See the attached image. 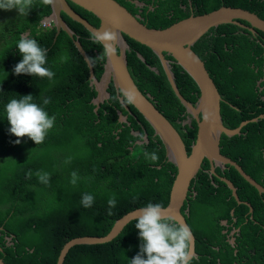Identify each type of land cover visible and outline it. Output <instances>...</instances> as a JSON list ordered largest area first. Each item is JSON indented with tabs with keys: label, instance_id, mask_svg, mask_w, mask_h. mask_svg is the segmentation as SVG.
<instances>
[{
	"label": "trees",
	"instance_id": "trees-1",
	"mask_svg": "<svg viewBox=\"0 0 264 264\" xmlns=\"http://www.w3.org/2000/svg\"><path fill=\"white\" fill-rule=\"evenodd\" d=\"M118 1L133 15L138 14L139 7L126 0ZM138 1L152 4V10L144 6L140 13V21L152 29H164L222 6L242 8L264 19V0H195L193 7L190 0ZM72 9L93 26H99L94 15L75 5ZM51 13V3L41 7L38 0L25 15H19L15 9L0 10V112L9 98L31 94L37 103L49 98L46 110L56 117L53 129L39 145L27 137H21L20 144H13L16 138L8 134L6 119L0 118V259L6 264H56L62 246L70 238L108 235L117 220L149 201L167 207L178 174L177 166L167 158L163 141L154 136L153 128L134 107L128 105L131 113L126 112L112 86L110 100L95 112L93 100L98 93L91 85L87 62L74 40L61 32L54 42L57 30L41 26L42 19ZM63 17L100 81L105 63L100 45L91 41L92 34L85 27L66 15ZM21 33H29L46 49L48 66L55 73L52 82L12 74L13 66L21 58L15 50ZM258 33L255 36L234 24L221 25L211 29L193 47L219 91L222 120L229 128L264 115V83L259 87L264 78V32ZM125 39L130 46L127 61L134 85L179 130L190 153L197 136V122L187 123V110L171 87L159 57L129 37ZM61 53L68 56L63 63L58 60ZM167 57L175 61L173 56ZM173 72L184 99L196 106L200 92L195 81L177 63L173 64ZM119 111L131 126L119 123ZM133 128L141 131L142 136L134 137ZM144 134L148 135V143L135 145ZM220 150L264 186V118L242 127L240 134H222ZM145 151H155L158 160H145ZM68 157L71 160L66 164ZM37 170L50 174L47 185L38 182ZM73 170L81 178L76 186L68 182ZM218 176L230 180L239 198L252 206L253 220L248 208L237 204ZM84 191L95 194L92 207L87 209L79 202ZM110 193L115 195L116 204L109 211L106 200ZM182 213L196 239L198 258L190 264H241L238 258L246 246L254 254L264 252L263 231L259 230L264 221V197L233 167L217 168L214 175L205 160L191 183ZM224 220L232 225L228 232L239 228V236L235 235L238 247H231L226 241L221 225ZM134 222L105 244L71 248L62 264H125V258L136 255L142 243ZM244 256H248L247 251Z\"/></svg>",
	"mask_w": 264,
	"mask_h": 264
},
{
	"label": "water",
	"instance_id": "water-1",
	"mask_svg": "<svg viewBox=\"0 0 264 264\" xmlns=\"http://www.w3.org/2000/svg\"><path fill=\"white\" fill-rule=\"evenodd\" d=\"M69 1L97 17L100 21L99 27H94L86 19L77 14L70 7ZM131 2L137 6L140 4L137 1ZM51 6L57 36L61 31L69 35L74 40L76 48L88 64L90 80L98 93L97 98L93 101L94 105L98 108L104 100L109 99L110 94L107 93V89L110 84L113 85L118 93L122 91L132 92L134 94V103H130V105L134 106L153 128L155 136H158L166 146L168 160L177 166L178 175L172 189L170 204L166 208H162L163 218L172 217L177 223L188 226L182 213V208L188 198L191 183L197 177L204 160L209 162L212 174H215L217 167L222 170L226 166L233 167L246 183L254 187L259 194H264V187L252 177L248 176L237 162L224 156L220 150L222 134L229 137L240 134L242 127L250 122H257L259 118L263 119L264 115L253 120L245 121L235 128H229L224 125L221 115L222 98L207 72L204 62L193 50V46L209 30L221 25L234 24L253 33H256L257 30L264 32L263 18L254 12L242 8L222 6L217 10L203 15H192L164 29H152L142 24L137 16L131 14L116 0H52ZM62 13L71 20L81 24L91 34L98 31L102 32L104 29H109L115 33V51L110 56H106L105 72L100 82L95 80L90 61L78 38H75L74 32H72L63 20ZM241 21L248 23L250 26L243 25L240 23ZM125 35L149 48L160 58L176 96L187 112L195 118L197 122V136L191 145L190 153H188L186 143L179 130L154 106L149 100V97L143 96L134 86L128 71L126 53L129 45L124 38ZM166 54L173 56L179 66L195 81L200 92L196 106H193L182 96L176 83L175 74L171 69V64L165 56ZM262 83H264V78L259 85ZM119 116L121 121H125L122 113L119 112ZM219 178L232 191V196L236 202L239 205H245L249 213H253L252 207L239 199L234 184L226 178ZM139 209L133 210L117 220L108 235H84L72 237L67 240L59 252L56 264H62L67 252L77 245L105 244V242H109L115 237H118L124 228L136 219L139 215ZM233 213L234 211H232ZM0 230H3V228L0 227ZM191 233L190 260L198 258L195 253L196 239L192 230ZM0 264L6 263L0 259Z\"/></svg>",
	"mask_w": 264,
	"mask_h": 264
},
{
	"label": "clouds",
	"instance_id": "clouds-1",
	"mask_svg": "<svg viewBox=\"0 0 264 264\" xmlns=\"http://www.w3.org/2000/svg\"><path fill=\"white\" fill-rule=\"evenodd\" d=\"M33 2H34V0H0V10L15 9L19 15H25L27 13V11L32 7ZM50 3H52V0H38V4L41 7L47 6ZM135 6L138 7L137 5H135ZM183 7L187 11V5H184ZM51 9H52V6H51ZM152 9H153V7L151 4L149 10H152ZM134 16H136V15H134ZM196 16H198V15H196ZM138 20L140 21L139 17H138ZM99 24H100V21H99ZM50 25H52L53 28L56 29L54 16L52 15V13H51V15L43 18L41 21V26L43 29H48ZM258 32H259V30H257L256 33H258ZM74 35H75V33H74ZM58 36H57V32H56V37L54 39V42H56V39ZM125 36H124V38H125ZM75 38H77V37H75ZM90 39L94 44L100 45V48L102 50L101 55L105 56V63H106V56H110L115 51V49H114V41L116 39L115 33L110 31L109 29H104L102 32L98 31V32L92 33ZM129 49H130V46H129ZM15 50L20 55L21 58L13 66V68L11 70L13 75L27 74L31 77H36L38 79L46 78L49 82L53 81L55 73L52 70V68L48 66L46 49L39 44L37 39L29 37V33H27L26 35L21 33L19 38L15 41ZM167 55L168 56H171V55L166 54L165 56H166L167 60L170 62L171 69L173 71V64L177 63V62H176V60L173 61V60L168 59ZM87 57H88V55H87ZM139 58L143 61V58L141 56H139ZM67 59H68V56L66 53H61L58 56V60L60 63L67 61ZM105 63H104V72H105ZM161 64H163V63H161ZM87 66H88V64H87ZM93 74H94V72H93ZM103 75H104V73H103ZM103 75H102V78H103ZM102 78H101V80H102ZM95 80H96V78H95ZM100 81H98V82H100ZM91 85L94 87V85L92 84V81H91ZM111 86L113 87V85L110 84L109 88L107 89V93L110 94V97H111V93L109 90H110ZM94 89H95V87H94ZM117 95H119V98L121 99L120 102L124 105V108L125 109L127 108L126 112L131 113L128 105L132 106V105H130V103H134V94L130 91H122L121 93L117 92ZM110 97H109V99L107 98L106 100H104V102L101 103L100 106L102 104L108 102L110 100ZM96 98H97V96H96ZM48 104H49V98L45 97L42 100V103H37L31 94H25V95H19V96L15 95L12 98H9L3 104L2 112H0V118L6 119L8 125H9V127L7 128L8 134H10L16 138L12 141L13 144H16V145L20 144V142H21L20 138L21 137H27L36 145L42 144L44 142L46 136L53 129L54 121L56 118L55 114H50L46 110L45 106H47ZM100 106L95 110V112L98 111ZM132 107H134V106H132ZM119 112L122 113L121 111H119ZM119 112H118V116H119ZM122 115H123V113H122ZM123 117H125V119L128 121V118L126 116L123 115ZM119 123H122V121L120 120V116H119ZM137 131H139V130H137ZM132 135L134 137H138V136H142V133L138 136H135L133 134V131H132ZM154 136H155V133H154ZM156 137H158V136H156ZM142 140H144V143L145 142L148 143V135L144 134L143 139H141L140 142L135 143V145L143 146L144 143ZM143 157L145 160H150L153 162L158 160V155L155 151H152L150 153L145 151L143 153ZM70 160H71V157L66 158L65 163L66 164L69 163ZM219 169H221V168H219ZM214 175H216V170H215ZM35 176H36L38 182H40L44 185H47L49 183L50 174L47 171L37 170L35 172ZM69 177H70V179L68 182H69V184H71L73 186H76L78 181L81 179L75 170H73L69 173ZM188 195H189V193H188ZM237 195H238V193H237ZM94 199H95V194L93 192L84 191L81 193L79 202L83 208L87 209V208L92 207V205L94 203ZM106 203L109 206V211H110L111 208L114 207L116 204L115 195L111 194V193L108 194ZM240 205H243V204H240ZM250 207H252V206H250ZM162 208H164V207H162L161 203H159V202L154 203V202L149 201L139 209V215L133 221H135L134 227L138 230V237L142 243L140 244V246H139L140 250L136 255H134L131 259L125 258V264H190V261H191L190 260L191 259L190 248H191V241H192V233H191V230L189 228L190 226L188 225L189 226L188 227L186 224L177 223L172 217L163 218L162 217ZM248 213H249V211H248ZM253 213H254V210H253ZM253 213H249L250 217H252V218H250V217L249 218L252 220H253V216H252ZM236 221L237 220L234 219V222H236ZM228 224H229L228 220L221 221V225L224 227V230L222 231V233L225 235L229 231V229L231 228V227L228 228ZM234 237H236V236H234ZM263 241H264V239H263ZM228 244H229V242H228ZM69 252L70 251H68L67 253H69ZM195 253H196V241H195ZM66 255H68V254H66ZM65 257H67V256H65Z\"/></svg>",
	"mask_w": 264,
	"mask_h": 264
},
{
	"label": "flooded vegetation",
	"instance_id": "flooded-vegetation-1",
	"mask_svg": "<svg viewBox=\"0 0 264 264\" xmlns=\"http://www.w3.org/2000/svg\"><path fill=\"white\" fill-rule=\"evenodd\" d=\"M117 2H119L118 0H116ZM128 1V0H127ZM131 1H138V0H131ZM131 1H128V2H130V4H132V2ZM154 1V0H153ZM194 1L195 0H190V5H191V7H193V4H194ZM140 4L138 5V7H139V12H138V14L136 15L137 17H139L140 19H142L141 18V16H140V13L142 12V9H143V7L144 6H147L148 7V10H149V8H150V5L151 4H149V5H147V4H144V3H142V2H140V1H138ZM69 3V5H70V3L71 4H74V3H72V2H68ZM120 3V2H119ZM121 4V3H120ZM75 6H76V4H74ZM74 5H72V7H74ZM122 5V4H121ZM133 5V4H132ZM123 6V5H122ZM70 7H71V5H70ZM71 7V8H72ZM76 7H78V6H76ZM126 8V7H125ZM127 9V8H126ZM128 10V9H127ZM129 11V10H128ZM130 12V11H129ZM89 13V12H88ZM131 13V12H130ZM78 14V13H77ZM91 14V13H90ZM132 14V13H131ZM65 14H61V16H62V18H63V20H64V16ZM81 16V15H80ZM65 21V20H64ZM241 22H243V21H241ZM65 23L67 24V22L65 21ZM68 25V24H67ZM244 25V24H243ZM245 26H247V25H245ZM250 26V25H249ZM248 26V27H249ZM69 27V26H68ZM49 28H53V26L52 25H50L49 26ZM243 29V28H242ZM61 32H64V31H61ZM254 35L255 36H258L259 35V33H254ZM260 87V86H259ZM193 121H195V118L193 117V116H191V114L190 113H188V117H187V123H189V124H191ZM128 123L130 126L132 125V123L131 122H128L126 119H125V121H122V123ZM140 124H141V122H139ZM121 124V123H120ZM140 126V125H139ZM142 126V127H141ZM141 126H140V128H141V130H143V131H145L144 129H145V127L141 124ZM120 130V129H119ZM133 134L135 135V136H138V135H140L141 134V132L140 131H136L134 128H133ZM141 140H138V141H136L135 143H138V142H140ZM143 141V143H144V140H142ZM264 181V180H263ZM264 187V186H263ZM259 195H261V196H263L264 197V194H259ZM232 225L231 224H228V228L229 227H231ZM259 230H261V231H263V235H262V237H263V239H264V221L263 222H261L260 224H259ZM227 231V230H226ZM235 235H238L239 236V228H235V229H233L231 232H227L226 233V241H228L229 242V244H230V246L231 247H234L236 244H237V237L238 236H236V237H234ZM237 247H238V244H237ZM248 249H249V247L248 246H246L245 247V250L242 252V254L239 256V262L241 263V264H264V252H260V255H258L257 253H255L254 254V252H252V251H248ZM245 251H247V254H248V256L246 257V256H244V253H245ZM238 249L236 250V252H235V254L237 255L238 253Z\"/></svg>",
	"mask_w": 264,
	"mask_h": 264
}]
</instances>
